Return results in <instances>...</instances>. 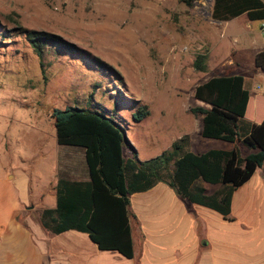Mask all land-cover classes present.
I'll list each match as a JSON object with an SVG mask.
<instances>
[{
	"label": "rangeland",
	"instance_id": "rangeland-1",
	"mask_svg": "<svg viewBox=\"0 0 264 264\" xmlns=\"http://www.w3.org/2000/svg\"><path fill=\"white\" fill-rule=\"evenodd\" d=\"M210 4L211 0H195L190 7L178 0H0L1 178L16 188L21 201L28 202L29 188L37 194L52 178V158L63 147L56 142L51 117L55 108L78 105L117 120L128 139L123 141L125 156L131 143L140 160L169 149L171 141L184 134L193 152L229 147L225 141L201 136V115L190 111L199 104L193 90L211 76L239 72L236 64L228 63L232 58L238 63L243 59L249 69L254 51L264 47V35L260 21L235 18L216 25L222 38L216 36ZM18 26L57 34L87 57L78 51L52 50L44 54L41 66L27 41L16 34ZM238 50L244 51V58ZM198 52L208 53L204 71L192 66ZM142 105L148 113L136 120L133 115ZM239 148L242 155L248 151L243 145ZM262 169L264 163L258 171ZM205 185L208 192L218 188ZM253 191L251 199L262 204L264 189ZM229 217L233 219L232 210Z\"/></svg>",
	"mask_w": 264,
	"mask_h": 264
},
{
	"label": "trees",
	"instance_id": "trees-1",
	"mask_svg": "<svg viewBox=\"0 0 264 264\" xmlns=\"http://www.w3.org/2000/svg\"><path fill=\"white\" fill-rule=\"evenodd\" d=\"M178 1L190 7L195 0ZM242 13L249 20H263L264 0H211L210 16L215 21H228ZM15 31L40 61L52 50L67 49L86 56L85 51L57 34L20 26ZM207 57V52L196 53L193 68L204 71ZM92 60L106 66L97 58ZM254 62L264 71V49L255 54ZM193 96L199 104L190 111L202 116V137L240 143L252 151L242 155L236 144L231 149L193 152L188 149L189 136L184 134L169 149L139 160L131 144L133 156H125L123 141L128 139L124 138L120 123L112 117L78 105L53 109L51 117L57 143L83 150L89 178L78 181L59 176L55 187L56 206L39 213L43 227L53 233L69 229L85 232L99 249L132 258L130 195L159 182L178 197L230 218L234 191L264 163V118L260 122L246 120L250 96L241 74L211 76L194 87ZM147 113L146 106L142 105L133 116L141 120ZM204 183L218 188L208 192Z\"/></svg>",
	"mask_w": 264,
	"mask_h": 264
},
{
	"label": "crops",
	"instance_id": "crops-1",
	"mask_svg": "<svg viewBox=\"0 0 264 264\" xmlns=\"http://www.w3.org/2000/svg\"><path fill=\"white\" fill-rule=\"evenodd\" d=\"M235 18L251 21L245 13L232 19ZM212 21L215 35L222 38L216 25L224 21ZM258 21L261 31L264 19ZM245 27L252 28V25L246 23ZM263 49L259 47L254 51L253 61L255 54ZM237 52L244 58L243 50ZM228 63L238 66L239 72L231 74L243 75L244 87L249 92L246 120L260 122L264 118V71L257 68L255 62L247 69L243 59L238 63L232 58ZM3 139L0 133V144ZM229 144L224 149L241 145ZM60 146L63 147L52 158V178L37 194L29 188L27 203L21 201L8 180L1 178L0 166V264H264V201L259 204L256 198L251 199L253 190L264 189V169L258 171L260 168H257L251 178L234 191L231 220L178 197L162 182L131 194L129 223L133 257L126 258L116 251L99 249L85 232L69 229L53 233L43 227L39 213L56 206L55 187L59 176L78 181L89 178L83 150ZM126 153L127 157L133 156L131 150ZM236 212L238 214L234 215Z\"/></svg>",
	"mask_w": 264,
	"mask_h": 264
},
{
	"label": "built area",
	"instance_id": "built-area-1",
	"mask_svg": "<svg viewBox=\"0 0 264 264\" xmlns=\"http://www.w3.org/2000/svg\"><path fill=\"white\" fill-rule=\"evenodd\" d=\"M261 31L264 33V26L261 27Z\"/></svg>",
	"mask_w": 264,
	"mask_h": 264
}]
</instances>
